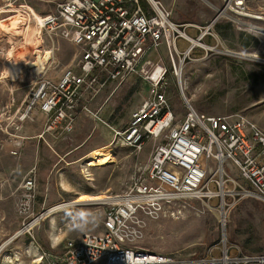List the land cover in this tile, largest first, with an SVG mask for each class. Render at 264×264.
I'll use <instances>...</instances> for the list:
<instances>
[{
  "label": "built area",
  "instance_id": "1",
  "mask_svg": "<svg viewBox=\"0 0 264 264\" xmlns=\"http://www.w3.org/2000/svg\"><path fill=\"white\" fill-rule=\"evenodd\" d=\"M16 2L0 3V84L11 93L0 123L1 153L18 154L27 146L29 137L20 133L25 121L39 113L48 119L62 115L67 127L84 88L120 86L131 75L143 76L148 93L127 124L114 130V142L140 151L149 140H160L145 171L134 175L124 190L105 198L103 231L68 238L56 264H239L240 258L227 248L220 249L219 257L211 249L186 259L138 246L150 222L180 217L185 199L210 203L217 199L213 207L224 230L239 202L251 198L264 203V129L240 113L199 111L183 90L186 112L179 119L166 91L167 67L156 63L145 71L150 53L164 46L170 70L177 76L180 63L195 46L214 49L201 42L208 34L217 39L210 26L200 29L196 39L191 37L186 29L195 25L176 22L162 0H60L43 13ZM263 2L221 0L218 17L248 18L255 15L253 4ZM13 6L20 11L17 28L10 22ZM179 39L189 43L183 50ZM65 43L74 49L68 64L62 56ZM18 91L24 96L13 110ZM36 199L37 173L32 167L17 203L21 225L10 238L30 233L45 216L47 208L34 214Z\"/></svg>",
  "mask_w": 264,
  "mask_h": 264
},
{
  "label": "rangeland",
  "instance_id": "2",
  "mask_svg": "<svg viewBox=\"0 0 264 264\" xmlns=\"http://www.w3.org/2000/svg\"><path fill=\"white\" fill-rule=\"evenodd\" d=\"M59 1L17 0L16 3L26 2L36 12L43 13L54 9ZM162 1L172 9L176 22L195 25L187 27L188 34H198L200 29L210 26L209 32L217 35L218 39V45L210 44L214 49L195 46L189 58L180 63L177 76L170 70L171 61L164 46L153 51L148 58L145 71L150 72L156 63L168 69L166 91L177 117L182 118L186 112L181 95L183 90L199 111L209 114L240 113L264 129V35L248 30L240 22L264 29V2L253 4L254 14L261 16L259 19L251 16L235 20L230 15L218 17L221 0ZM10 11L13 14L10 22L17 28V14L20 11L14 6ZM192 36L196 39V36ZM201 42L204 43V40ZM62 46V56L68 64L74 49L67 43ZM134 77H137L138 84L133 85V93L143 89L142 86L149 88L143 76ZM131 93H127L125 103L116 110L120 115L128 107ZM128 120L127 115L124 125ZM159 141L149 140L140 151L111 142L105 146L108 147L103 153L106 155L97 161L88 160L93 155L90 154L74 166L71 183L76 188L62 195L57 202L47 203L44 208L74 201L81 194L108 196L121 192L134 175L145 171L150 154ZM216 202L217 199L212 203L199 199L183 200L186 208L180 217L150 222L138 246L179 253L186 259L200 257L211 249L213 255L219 257L222 254L220 249L227 248L231 256L240 258L239 264H264V203L251 198L239 202L229 213L224 230L219 223V214L213 207ZM105 209L102 201H84L43 216L30 229V233L0 240V248L3 247L0 249V264L5 254L15 257L18 253L20 260L8 264H56L57 257L65 251L64 243L68 238L103 231L102 214ZM42 210L34 209V214ZM52 217L54 223L50 220ZM249 257L257 259L250 260Z\"/></svg>",
  "mask_w": 264,
  "mask_h": 264
},
{
  "label": "crops",
  "instance_id": "3",
  "mask_svg": "<svg viewBox=\"0 0 264 264\" xmlns=\"http://www.w3.org/2000/svg\"><path fill=\"white\" fill-rule=\"evenodd\" d=\"M198 34L192 33L196 37ZM189 35L193 37L191 33ZM202 40L207 45H218V40L212 35H205ZM179 41H182L178 42L180 48L188 46L184 39ZM134 76H129L120 86L111 83L104 87L94 84L84 88L83 99L72 109L73 121L67 127V120L62 115L48 119L42 113L23 123L20 133L29 137L27 146L18 154L0 152V240L10 237L20 228L17 203L22 193V182L32 167H36L37 173L34 209L38 211L74 189L71 181L75 164L83 162L93 149L114 142V130L126 125L124 118L130 116L148 93L146 86L133 93V85L138 84ZM128 92H132V98L120 115L116 110L125 103ZM15 96L17 102L13 110L19 106L24 93L18 91ZM10 97L8 89L0 84V123L4 121L6 114L3 110L9 105ZM84 106L89 107L91 112L85 111Z\"/></svg>",
  "mask_w": 264,
  "mask_h": 264
},
{
  "label": "bare ground",
  "instance_id": "4",
  "mask_svg": "<svg viewBox=\"0 0 264 264\" xmlns=\"http://www.w3.org/2000/svg\"><path fill=\"white\" fill-rule=\"evenodd\" d=\"M252 17L259 19V16H257V15H254ZM240 22L242 24H244L245 28H247L248 30L259 32V33H262L264 35V29L263 28L258 27V26L253 25V24H250V23L242 22L241 20H240ZM195 42H197V41H195ZM107 148L108 147H103V148H100V150H94V152L92 153L93 155L91 157H89L88 160L97 161L100 157H104L106 154H103V153L106 151ZM106 197H107V195L91 196V195H87V194H81L74 201H70L67 203H59V204H56V205L48 208L42 215L48 216L56 210L64 209V208H67L68 206L75 205L77 203H81L84 201H100V202L102 201V203H104ZM50 220H51V222H53L54 221L53 217ZM33 224L34 223H31L30 226H32ZM14 237H16V236H14ZM14 237H13V239H14ZM53 237H54V235H53ZM1 248H3V247H1ZM18 260H20V254L19 253L16 254L15 257L8 255V254H5L2 264L13 263L14 261H18ZM38 260H40V257L38 258Z\"/></svg>",
  "mask_w": 264,
  "mask_h": 264
}]
</instances>
